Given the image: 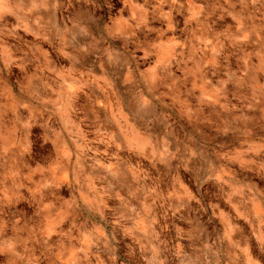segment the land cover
<instances>
[{"label": "rangeland", "instance_id": "1", "mask_svg": "<svg viewBox=\"0 0 264 264\" xmlns=\"http://www.w3.org/2000/svg\"><path fill=\"white\" fill-rule=\"evenodd\" d=\"M0 264H264V0H0Z\"/></svg>", "mask_w": 264, "mask_h": 264}]
</instances>
